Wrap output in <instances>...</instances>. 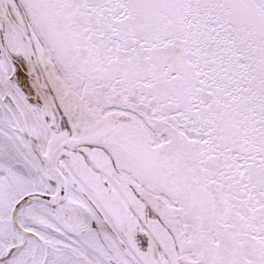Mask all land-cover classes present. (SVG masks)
<instances>
[{
    "label": "snow or ice",
    "instance_id": "6c2138e0",
    "mask_svg": "<svg viewBox=\"0 0 264 264\" xmlns=\"http://www.w3.org/2000/svg\"><path fill=\"white\" fill-rule=\"evenodd\" d=\"M0 264H264V0H0Z\"/></svg>",
    "mask_w": 264,
    "mask_h": 264
}]
</instances>
